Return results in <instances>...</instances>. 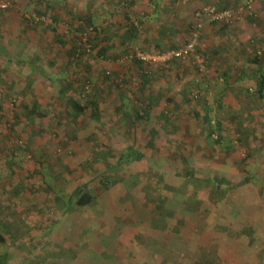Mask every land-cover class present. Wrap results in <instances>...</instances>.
<instances>
[{
	"label": "rangeland",
	"instance_id": "rangeland-1",
	"mask_svg": "<svg viewBox=\"0 0 264 264\" xmlns=\"http://www.w3.org/2000/svg\"><path fill=\"white\" fill-rule=\"evenodd\" d=\"M52 1L44 0L41 13L47 21L64 18L61 40L69 47L64 54L55 51L66 62L45 86L63 90L48 99L58 113L36 117L42 126L36 138L45 149L9 146L7 161L24 152L39 171L22 198L0 194V263L225 264L221 252L236 240L252 241L264 256V49L255 35L244 39L248 46L235 36L239 22L258 25L261 16L264 26L263 14L210 29V46L202 33L209 62L201 73L190 62L163 67L124 57L141 48L119 44L122 31L136 40L142 32L118 27L114 34L109 25H126L135 0H54L55 8ZM89 26L91 52L73 63L70 48L79 47L77 33ZM182 33L174 32V44L185 39ZM237 41L243 54L234 61ZM0 89V120L14 130L21 99L4 98ZM68 97H82L85 104L97 99L100 114L73 115ZM210 125L219 141L206 138ZM81 186L92 201L67 210L69 196Z\"/></svg>",
	"mask_w": 264,
	"mask_h": 264
},
{
	"label": "crops",
	"instance_id": "crops-1",
	"mask_svg": "<svg viewBox=\"0 0 264 264\" xmlns=\"http://www.w3.org/2000/svg\"><path fill=\"white\" fill-rule=\"evenodd\" d=\"M241 1L245 0H135L133 10L129 9V11H126L125 16L134 17V12L138 14L137 16H143L144 28L138 29L142 33H139L137 40L135 36L130 38L131 36L122 31L123 35L121 34L118 39L119 44L123 46L130 43L138 44L142 49L147 47L149 49H169L172 44L175 45L173 43L174 32L186 33L187 37L189 26L192 24H189V20L193 19V11L195 9L206 3L232 6ZM43 2L44 0H16L15 9H9L0 14V88L3 87L5 90L4 98L14 96L21 99L20 105L15 108V114L20 115L21 118L19 125L15 124V129L11 130L6 128L0 120V194L9 195V193H12V195H17L19 199L23 197L20 195L24 186H31L29 180L31 177L35 179L34 176L37 175L39 166L35 165L34 161L29 166L28 160L30 159L27 158L24 152L18 155V158L11 157L8 161L6 160L8 158L6 155L9 153V146L11 145H17L18 147L28 145L30 148L34 147V150L41 145L45 149V141L36 138V135H39V130L42 131L41 120L39 121L36 117L48 113L44 118L49 119L48 115H51V112L58 113L56 112L58 105L54 103L55 107L53 109L52 102L48 99L52 96L55 98L62 92L63 88L54 91L51 86H45V82L49 83L53 79L59 78L58 72L62 73L66 59L57 57L55 51L62 50L64 54L68 50L67 47H69L64 42L62 43L61 40L65 36L60 31L63 27L61 19L64 18L61 17L59 21L51 18L52 20L49 19L51 22L47 21L46 17L40 13L41 10L45 11L46 5H42ZM33 3L39 9H35ZM54 3L53 0L51 2L53 8L56 6V3ZM263 4L264 0H253L254 10L264 16V12L261 9ZM128 6L130 7V4ZM51 11L52 14L57 12L54 9ZM171 11L174 12L171 13ZM26 12H28L29 18L25 17ZM258 18L261 19V16ZM173 19L175 21L174 24ZM260 19L257 21L258 25H254L250 20L239 22L236 25L237 30L235 32L238 33L235 35L236 38L241 42H245L248 36L255 35L258 40L257 44L264 49V26L261 24L262 20ZM171 25H176V31L175 29H170ZM109 26L112 29L110 31H113L114 34V30L118 27L121 30L126 29L122 27L126 25L121 24V22L117 26L112 25V23ZM220 27L229 29L227 25L222 23L205 25L202 33L205 34L203 37L204 39L206 38L205 41L208 46L212 45L211 43L215 39L209 34L207 35V33L210 32V29L216 31ZM108 41L111 42L110 40ZM245 45L248 46V42H245ZM217 48L215 49L218 51ZM231 48L236 51L235 54H232L233 57L231 56V59L233 58L234 61L239 60V57L243 54L242 44L239 45L237 41ZM259 62L264 65V60ZM53 65H55V69L46 72V66ZM41 67H44L43 70ZM242 75L243 70H240L237 79H242ZM120 99H122L121 95ZM3 101L6 109L8 107L7 99ZM99 105L101 106L100 103ZM22 115L26 117L24 118ZM27 115L31 116V118H28ZM7 119L8 117L5 116V120ZM41 158V160L44 159L43 156ZM12 189L13 191H11ZM15 201H18V199Z\"/></svg>",
	"mask_w": 264,
	"mask_h": 264
},
{
	"label": "built area",
	"instance_id": "built-area-1",
	"mask_svg": "<svg viewBox=\"0 0 264 264\" xmlns=\"http://www.w3.org/2000/svg\"><path fill=\"white\" fill-rule=\"evenodd\" d=\"M12 6L13 0H0V12L10 9ZM254 12L255 10L253 9V2L251 0L241 1L232 6H219L216 3L203 4L194 11L195 21L184 42L163 52H151L134 48L124 57L129 60L135 59L143 65L156 66H163L174 60L181 63L190 62L198 71L205 73L208 69L209 61L207 55L202 50L201 34L204 26L213 23L230 25L255 15ZM25 17L29 18V15L26 14ZM91 33H93V27L91 26L77 33L80 38L79 47L77 48L78 52L80 50H84L86 53L91 52L92 44L89 39ZM106 74L109 75L110 72L106 71ZM84 88H89L88 80H86ZM81 96H85L84 92H82Z\"/></svg>",
	"mask_w": 264,
	"mask_h": 264
},
{
	"label": "trees",
	"instance_id": "trees-1",
	"mask_svg": "<svg viewBox=\"0 0 264 264\" xmlns=\"http://www.w3.org/2000/svg\"><path fill=\"white\" fill-rule=\"evenodd\" d=\"M7 10H9V9H7ZM194 11H193V15H194ZM41 12H43V11H40V13ZM137 15L138 14H135L134 17L125 16L126 21H127V24H126L127 31L134 30V31H136V34H138V31H139L138 29L142 28L143 23H144L143 18L141 16H137ZM135 22H137V23L135 24ZM193 23L194 22H192V24L189 26L190 27L189 32L192 29ZM189 32H188V34H189ZM188 34H187V36H188ZM131 37H132V35H131ZM174 46H177V45L172 44V46H170L169 49L173 48ZM140 48L142 49L141 46H140ZM167 49L168 48L145 49V50H149L151 52H163ZM104 51L106 52V49L101 48V52H104ZM77 53H78V55H77ZM82 53H86V52L84 50H80V52H78V50L75 47H73V48L71 47L70 51H69V56H71L70 60H72L73 63H76V61H78L80 59V56L82 55ZM72 61H71V64H72ZM174 63L180 64L181 62H177L174 60V61H171V62L163 65V67L168 66V64H174ZM73 74H74V76H76V73H73ZM260 81L264 82V77L261 78ZM89 83H90V80H89ZM89 94H90V92L84 96V99L87 100L90 97ZM81 98L79 97V99H81ZM79 99L71 98V97H68L65 99V103L68 106L69 110L73 113V115H75V116L85 115L90 119H96L98 117V115L100 114V107H99L98 100L91 98L88 100V104H85V103H81ZM138 117H141V116L138 115ZM204 120L208 124L210 123L208 117H205ZM215 128L217 130H220L221 129L220 124L217 123V125H215ZM215 128L211 127V125H210V131L206 135L207 139L213 140L212 133L216 131ZM213 141H219V139H215ZM80 189H82L83 191L80 192ZM72 199H74V201H72ZM92 199H93V197L85 190V188L83 186L78 187L75 190V192L73 193V195H71V197L69 196L67 210L70 209L73 206V204L78 205V206H85V205L89 204L92 201ZM157 206L160 208L162 205L158 203ZM237 241L238 240H236L234 242V244L232 245V248H228V250L226 252H224V251L221 252L223 254V259H225L224 260L225 264H264V256H260V253H256L253 250V247L251 246L252 241H250V240L238 241V242ZM239 242H240V244H239ZM0 264H5V262H1Z\"/></svg>",
	"mask_w": 264,
	"mask_h": 264
}]
</instances>
